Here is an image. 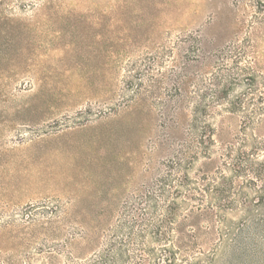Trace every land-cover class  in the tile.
Here are the masks:
<instances>
[{"label":"rangeland","instance_id":"1","mask_svg":"<svg viewBox=\"0 0 264 264\" xmlns=\"http://www.w3.org/2000/svg\"><path fill=\"white\" fill-rule=\"evenodd\" d=\"M0 264H264V0H0Z\"/></svg>","mask_w":264,"mask_h":264}]
</instances>
